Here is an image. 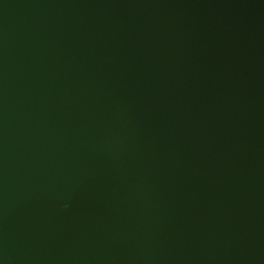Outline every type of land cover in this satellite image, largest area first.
<instances>
[{"label":"water","instance_id":"obj_1","mask_svg":"<svg viewBox=\"0 0 264 264\" xmlns=\"http://www.w3.org/2000/svg\"><path fill=\"white\" fill-rule=\"evenodd\" d=\"M0 264H264V0H0Z\"/></svg>","mask_w":264,"mask_h":264}]
</instances>
